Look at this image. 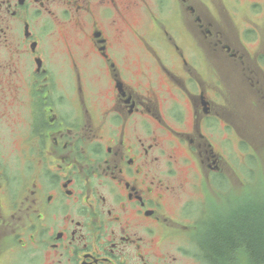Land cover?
Here are the masks:
<instances>
[{"label": "flooded vegetation", "instance_id": "af4514ba", "mask_svg": "<svg viewBox=\"0 0 264 264\" xmlns=\"http://www.w3.org/2000/svg\"><path fill=\"white\" fill-rule=\"evenodd\" d=\"M256 144L264 0H0V264H210Z\"/></svg>", "mask_w": 264, "mask_h": 264}, {"label": "trees", "instance_id": "16d2710c", "mask_svg": "<svg viewBox=\"0 0 264 264\" xmlns=\"http://www.w3.org/2000/svg\"><path fill=\"white\" fill-rule=\"evenodd\" d=\"M243 200L201 220L210 264H264V202Z\"/></svg>", "mask_w": 264, "mask_h": 264}, {"label": "rangeland", "instance_id": "374dc122", "mask_svg": "<svg viewBox=\"0 0 264 264\" xmlns=\"http://www.w3.org/2000/svg\"><path fill=\"white\" fill-rule=\"evenodd\" d=\"M245 146H241L239 151L238 147L235 146V150L239 152L237 155L236 153H232L230 150L227 152L229 156H232L235 158V164L238 166V169L240 171L241 176L246 178L247 184L246 187L243 188V186H239V190H237V194L231 195L228 197L227 200H224L225 202L220 205L219 202L217 205V200H207L206 206L202 205V203H198L195 205L196 212L200 213L203 208H206V210L209 209V207H216V211H224L227 209L230 205H238L240 199H246L244 202L254 200L255 202H264V146H261L259 144H256V149L254 151H248L246 152L244 149ZM245 154H252L253 156L251 158L243 159V155ZM239 156V158H238ZM237 157V159H236ZM253 168L254 174L251 172H247L245 169Z\"/></svg>", "mask_w": 264, "mask_h": 264}]
</instances>
